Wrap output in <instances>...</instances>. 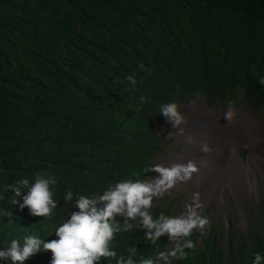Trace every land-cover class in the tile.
Returning a JSON list of instances; mask_svg holds the SVG:
<instances>
[{
    "label": "trees",
    "instance_id": "obj_1",
    "mask_svg": "<svg viewBox=\"0 0 264 264\" xmlns=\"http://www.w3.org/2000/svg\"><path fill=\"white\" fill-rule=\"evenodd\" d=\"M262 77L264 0H0V249L29 235L57 239L56 228L78 211L79 196L146 180L152 159L163 153L155 133L165 120L161 105L241 101L261 111ZM38 172L57 180L50 218L21 209L22 198L9 187L21 178L34 182ZM68 191L73 199L65 202ZM260 202L264 228V197ZM150 212L170 217L168 208ZM116 220L123 225V217ZM130 222L133 229L111 241L117 258L133 247L137 264L167 252V235L146 241V230ZM198 232L188 239L194 243ZM229 238L224 255L213 244L207 257L194 243L171 264L264 258V233L238 244ZM51 257L40 253L25 264H50Z\"/></svg>",
    "mask_w": 264,
    "mask_h": 264
},
{
    "label": "clouds",
    "instance_id": "obj_2",
    "mask_svg": "<svg viewBox=\"0 0 264 264\" xmlns=\"http://www.w3.org/2000/svg\"><path fill=\"white\" fill-rule=\"evenodd\" d=\"M133 87L136 79L133 75L126 76ZM264 85V77L259 81ZM130 90V89H129ZM142 102L145 97H140ZM193 105L195 102H191ZM224 118L231 121L235 115L232 101H228ZM160 112L164 118L178 129V135H184L181 124H186L184 116L179 111L177 103L170 102L160 106ZM171 135V134H170ZM169 135V136H170ZM187 143L192 142V136L187 137ZM204 153L211 149L205 144L201 147ZM195 161L189 160L186 164L175 163L169 167L155 165L152 172L158 176L150 180H124L110 185L102 195L84 196L77 198L75 208L78 211L71 212L70 217L56 228L57 239L46 242L36 235L25 236L23 244L13 239L9 246L0 249V261H10L11 264H25L26 261L37 254L51 252L50 264H100L101 259H115L116 264H137L133 259L137 249H128L127 257L117 253L111 248V241L120 232H128L133 229V223L137 227L146 230L145 240L155 243L160 237L167 235L173 248L167 252H159L155 258H141L139 264H171V259H182L185 256L184 248H194V243L188 237L194 229H199L204 234L206 226L210 227V220L202 217L198 209L202 207L199 192L193 193L192 203L186 205L185 213L176 217H166L163 214L153 218L150 209L153 199H160L169 193L177 183H183L191 179L192 174L198 172ZM57 184L54 176L48 173L38 172L34 182L28 178H21L9 186L15 197H20L23 203L20 208H28L32 216L50 218L57 208L52 188ZM23 189H27L22 192ZM65 202L73 199V194L68 191ZM19 200L14 201L17 204ZM123 217L121 226L116 217ZM260 253L254 254V264H262Z\"/></svg>",
    "mask_w": 264,
    "mask_h": 264
},
{
    "label": "rangeland",
    "instance_id": "obj_3",
    "mask_svg": "<svg viewBox=\"0 0 264 264\" xmlns=\"http://www.w3.org/2000/svg\"><path fill=\"white\" fill-rule=\"evenodd\" d=\"M178 106L187 121L180 125L184 135H178L179 130L166 119L157 123L155 133L163 153L152 161L169 167L193 160L199 171L162 198H154L150 210L168 208L170 217L180 216L192 203L193 193L199 192L202 207L198 213L209 218L210 227H205L204 234L199 230L194 243L206 250L207 257L213 244L217 254L224 255L231 234L238 244L242 238L247 242L249 235L264 233L260 202L264 197V110L254 111L238 101L228 121L224 118L228 107H207L203 101ZM188 136H192L191 143L186 142ZM205 144L211 149L208 153L201 150ZM157 176L152 172L146 180ZM172 248L169 242L167 251ZM223 261L224 257L219 264Z\"/></svg>",
    "mask_w": 264,
    "mask_h": 264
}]
</instances>
